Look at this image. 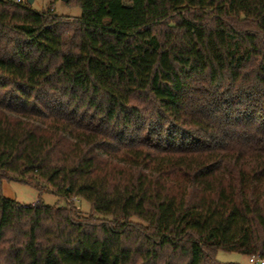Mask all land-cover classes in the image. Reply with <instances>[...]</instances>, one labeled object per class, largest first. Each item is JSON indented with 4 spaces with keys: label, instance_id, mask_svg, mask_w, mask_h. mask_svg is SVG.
<instances>
[{
    "label": "trees",
    "instance_id": "obj_1",
    "mask_svg": "<svg viewBox=\"0 0 264 264\" xmlns=\"http://www.w3.org/2000/svg\"><path fill=\"white\" fill-rule=\"evenodd\" d=\"M67 6L0 0V264L264 258V0Z\"/></svg>",
    "mask_w": 264,
    "mask_h": 264
},
{
    "label": "rangeland",
    "instance_id": "obj_2",
    "mask_svg": "<svg viewBox=\"0 0 264 264\" xmlns=\"http://www.w3.org/2000/svg\"><path fill=\"white\" fill-rule=\"evenodd\" d=\"M22 1L25 2L28 0ZM67 2L68 0H33L30 5L35 11H41L49 6L57 14L67 16L69 19L78 17L80 15V8L78 6H67ZM0 195L25 205L34 203L38 198H41V201L48 205L58 204L63 206L66 204V200L58 197L49 190H45L39 195V190L35 186L16 179L4 177L0 178ZM72 203L82 214L91 213L89 201L78 197L73 199ZM216 259L220 262L250 264L247 255L235 251L218 250Z\"/></svg>",
    "mask_w": 264,
    "mask_h": 264
},
{
    "label": "built area",
    "instance_id": "obj_3",
    "mask_svg": "<svg viewBox=\"0 0 264 264\" xmlns=\"http://www.w3.org/2000/svg\"><path fill=\"white\" fill-rule=\"evenodd\" d=\"M16 2H21L22 0H15ZM250 264H264V258L258 254H253L248 257Z\"/></svg>",
    "mask_w": 264,
    "mask_h": 264
},
{
    "label": "water",
    "instance_id": "obj_4",
    "mask_svg": "<svg viewBox=\"0 0 264 264\" xmlns=\"http://www.w3.org/2000/svg\"><path fill=\"white\" fill-rule=\"evenodd\" d=\"M33 0H28L29 3H31ZM65 1V0H64Z\"/></svg>",
    "mask_w": 264,
    "mask_h": 264
}]
</instances>
